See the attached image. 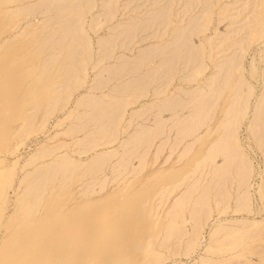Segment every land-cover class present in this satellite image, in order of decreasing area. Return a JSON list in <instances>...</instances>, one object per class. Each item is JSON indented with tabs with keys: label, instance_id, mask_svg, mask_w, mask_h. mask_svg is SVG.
Instances as JSON below:
<instances>
[{
	"label": "rangeland",
	"instance_id": "rangeland-1",
	"mask_svg": "<svg viewBox=\"0 0 264 264\" xmlns=\"http://www.w3.org/2000/svg\"><path fill=\"white\" fill-rule=\"evenodd\" d=\"M263 237L264 0H0V264H260Z\"/></svg>",
	"mask_w": 264,
	"mask_h": 264
},
{
	"label": "bare ground",
	"instance_id": "bare-ground-1",
	"mask_svg": "<svg viewBox=\"0 0 264 264\" xmlns=\"http://www.w3.org/2000/svg\"><path fill=\"white\" fill-rule=\"evenodd\" d=\"M69 8H70V7H69ZM73 8H75V7H73ZM255 12H256V11H255ZM67 25H68V24H67ZM63 27H64V26H63ZM65 27H66V25H65ZM70 27H72V26H70ZM66 29H67V27H66ZM72 30H73V29H72ZM74 30H75V27H74ZM61 31H64V33H65V30H64V29L61 30ZM69 31H70V30H69ZM70 32H71V31H70ZM70 32H69V33H70ZM61 35H62V33H61ZM81 36H82V35H81ZM75 37H76V38H74V37H73V38H74V39H78L79 36H78V35H75ZM78 40H79V39H78ZM78 40H77V41H78ZM73 48H74V47H73ZM196 111H197V110H196ZM192 113L195 114L194 111H193ZM197 113H198V111L196 112V116H197ZM196 116H195V118H196ZM199 116H200V115H199ZM193 118H194V115H193ZM197 118H199V117L197 116ZM188 122H189V121H188ZM189 123H190V124H193V121H192V122H189ZM189 126H190V125H189ZM194 127H195V126H194ZM187 128H188V126H187ZM192 129H193V126H192V128H191V131H192ZM189 131H190V130H189ZM228 133H229V134L227 135V132H226V135L228 136V139H232V138H231L232 136L230 137V131H228ZM231 135H232V134H231ZM225 137H226V136H225ZM226 138H227V137H226ZM225 140H227V139H225ZM230 142H231V141H230ZM230 142H229V143H230ZM226 143L228 144V141H227ZM223 146H225V145L223 144ZM219 149H220V151H221L222 148H221V146L218 145V150H219ZM224 149H225V148H224ZM224 149H222V150H224ZM213 151H215V150H213ZM215 152H216V151H215ZM215 152H214V153H215ZM216 153H217V152H216ZM219 153H220V152H219ZM226 159H228V158H226ZM226 159L224 158V160H226ZM224 162L226 163L227 161H224ZM227 163H228V162H227ZM261 232H262V231H261ZM259 233H260V231H259ZM262 234H263V233H262ZM238 236H239V235H238ZM259 236H260V234H259ZM240 237H241V234H240ZM242 237H243V236H242ZM242 237H241V239H242ZM232 238H233V237H232ZM263 238H264V237H263ZM227 240H228V239H227ZM230 240H231V238H230ZM230 240H229V241H230ZM234 240H235V238H234ZM234 240H233V241H234ZM239 240H240V239H238V241H239ZM262 240H263L262 243H264V239H262ZM223 241H224V239H223ZM225 242H226V244H227L226 238H225ZM233 243H234V242H233ZM236 243H237V242H235L234 245H235ZM241 243H242V242H241ZM258 243H259V242H258ZM262 243H261V244H262ZM218 244H219V243H218ZM218 244H217V246H218ZM220 244H221V241H220ZM239 244H240V243H239ZM261 244H260L259 248H258V245H259V244H258V245H256V247H255L254 249H256L255 252H256V251H257V252L259 251L258 253L264 255V254H263V252H264V246H261ZM229 245H233V244H229ZM229 245H228V246H229ZM263 245H264V244H263ZM217 246H216V247H217ZM219 246H220V245H219ZM251 246H252V245H251ZM216 247H215V248H216ZM220 247H221V246H220ZM253 247H254V246H253ZM217 248H219V247H217ZM246 249H247V248H246ZM257 249H258V250H257ZM215 250H216V249H215ZM220 250H221V249H220ZM247 250H248V249H247ZM247 250H245V252H246ZM225 251H226V249H225ZM237 252H238V251H237ZM245 252H244V253H245ZM251 252H252V251H251ZM248 253H249V252H248ZM246 254H247V252H246ZM256 254H257V253H256ZM238 255H239V254H238ZM257 255H258V254H257ZM241 256H242V254H241ZM241 256H240V257H241ZM246 256H247V255H246ZM233 257L235 258V256H233ZM260 257H262V256H260ZM231 258H232V257H231ZM236 258H237V257H236ZM243 259H244V257H243ZM219 260H220V259H219ZM222 260H223V258L221 259V261H222ZM226 260H229V263H232V262H231L232 259L230 260L229 257L226 258ZM239 260H241L242 262L237 263V262L234 261L233 264H255V262H254V263H253V262L250 263L249 261H246V259H245V261H243L242 259H239ZM239 260H238V261H239ZM209 261H210V260H209ZM214 261H215V260H214ZM204 262H205V260H204ZM204 262H203V263H204ZM207 262H208V261H207ZM210 262H211V261H210ZM212 262H213V261H212ZM212 262H211V263H212ZM218 262H219V261H218ZM223 262H224V261H223ZM223 262H222V263H223ZM260 262H261L262 264H264V263H263V262H264V259H263V262H262V261H260ZM215 263H216V261H215ZM261 263H260V264H261ZM220 264H221V262H220Z\"/></svg>",
	"mask_w": 264,
	"mask_h": 264
}]
</instances>
